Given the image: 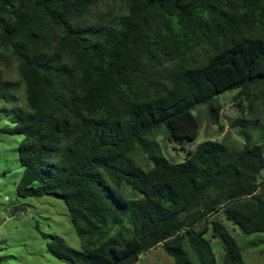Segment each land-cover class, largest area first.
Listing matches in <instances>:
<instances>
[{
	"label": "trees",
	"instance_id": "16d2710c",
	"mask_svg": "<svg viewBox=\"0 0 264 264\" xmlns=\"http://www.w3.org/2000/svg\"><path fill=\"white\" fill-rule=\"evenodd\" d=\"M108 1L119 6L95 10ZM21 86L25 105L1 129L22 136L17 194L62 198L83 243L48 235L52 255L132 264L161 244L176 264H218L211 229L223 264H247L209 216L222 210L244 234L264 232V0H0V101ZM228 90L245 141L166 157L161 129L184 148L201 128L193 110L207 104L216 123Z\"/></svg>",
	"mask_w": 264,
	"mask_h": 264
},
{
	"label": "rangeland",
	"instance_id": "374dc122",
	"mask_svg": "<svg viewBox=\"0 0 264 264\" xmlns=\"http://www.w3.org/2000/svg\"><path fill=\"white\" fill-rule=\"evenodd\" d=\"M118 7L119 2L109 1L98 6L95 10L107 11ZM16 79L14 72L9 74ZM235 90H228L217 97L221 104L219 119L211 121L209 106L198 105L193 112L201 121V128L195 140H184V148L167 137L164 129L155 140L160 144L161 152L170 160L183 161L189 149H194L204 140H219L226 138L244 142L239 129L232 125L239 116V109L233 101ZM25 105L23 86L15 91L12 101H0V264H70L52 255L47 248L50 240L48 235H60L68 245L75 249H82L83 243L71 221L70 214L64 200L54 195L18 196L16 186L21 180L23 166L19 160L18 147L21 135L1 131L13 125L9 119V110L13 107ZM137 162L145 169L152 165L142 152H137ZM264 174V172H263ZM264 196V186L258 191ZM129 198L141 197V194L126 188ZM220 220L236 238L242 248V254L247 264H264V232L244 234L240 228L227 220L222 210L209 216V220ZM209 222V221H208ZM209 223L201 222L196 229H202ZM125 225H129L127 221ZM210 227V225H209ZM116 229L113 230V234ZM211 240L218 264H223L224 249L219 238H214L211 229L207 232ZM132 264H176L162 245L142 253L137 262Z\"/></svg>",
	"mask_w": 264,
	"mask_h": 264
}]
</instances>
